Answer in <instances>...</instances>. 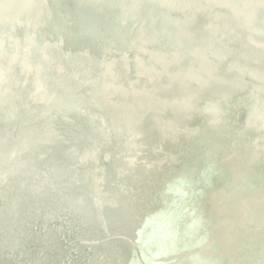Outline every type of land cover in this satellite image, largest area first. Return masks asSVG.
<instances>
[{
    "label": "water",
    "instance_id": "95a60500",
    "mask_svg": "<svg viewBox=\"0 0 264 264\" xmlns=\"http://www.w3.org/2000/svg\"><path fill=\"white\" fill-rule=\"evenodd\" d=\"M115 4L128 5L120 8L123 12L139 10L145 24L135 30L118 19L103 30L104 20L97 30L88 17L89 38L70 19L88 6L99 12L93 16L105 13L97 9L98 3L76 0L72 6L63 0L53 5L49 0H0V182L16 172L14 184L24 187L21 198L15 196V189L8 193L14 199L0 209V217L18 218L12 247L7 244L10 248L0 252V264H16L19 245L24 243L22 227L42 223L46 217L52 229L55 221L61 222L57 215L61 205L80 222L83 214L91 216L86 235L93 243L105 242L112 264H234L221 253L261 252L264 227L258 234L259 225L236 219L256 201L251 199L255 192L248 190L249 183L264 181V22L257 19L264 16V0H108L104 5ZM52 18H58L63 29L45 28L58 24ZM198 20L211 29L201 30ZM239 24L256 34H243ZM153 25L158 26L156 32L149 28ZM42 63L47 68L36 72L34 66ZM49 77L54 84L45 87ZM231 77L240 80L234 82ZM36 80L44 85L43 91L34 87ZM222 87L238 95L247 91L233 117L235 121L240 115L245 123L234 128L237 138L222 136L221 144L200 148L201 142L210 140L203 132L208 126L203 122L206 102ZM67 91L68 96H63ZM69 96L73 98L68 108L82 99L85 109L70 117L80 126L85 121L90 124L77 144L67 142L57 130L39 133L38 123L33 122L38 113L39 125L60 124L55 119L61 120L59 115L65 111L57 105ZM51 98L57 105H46ZM27 109L30 121L18 133L17 119ZM115 113L127 116L123 118L127 125L113 126ZM217 118L230 121L225 113ZM190 130H198L201 139L188 143ZM32 134V141H24ZM105 148L111 161L103 156ZM86 160L94 167L80 174ZM64 174H69L65 180ZM148 192L155 200L181 201L175 203L168 228L176 237L189 234V247L176 243L163 254L154 252L156 258H145L142 251L148 249L142 226L131 227L133 219L128 218V230L120 235L105 226V215L133 212ZM243 194H248L244 201ZM45 202L51 208L43 207ZM70 204L82 206L83 212ZM23 208L26 216H20ZM50 215L56 216L55 221ZM0 227L8 236L6 228ZM48 233L51 238L57 235L56 230ZM57 251L60 258L67 257V249Z\"/></svg>",
    "mask_w": 264,
    "mask_h": 264
},
{
    "label": "bare ground",
    "instance_id": "6f19581e",
    "mask_svg": "<svg viewBox=\"0 0 264 264\" xmlns=\"http://www.w3.org/2000/svg\"><path fill=\"white\" fill-rule=\"evenodd\" d=\"M57 1L58 0H49L50 4L52 5L55 4ZM63 1L64 4L76 6V0H63ZM107 1L108 0H86V3H88V5H91V3L100 4L101 7H97V9H101V11L104 10L105 13L93 16L94 13L98 14L99 12L94 10L93 7H89V6L87 8L84 7V9L75 12L84 15V17H79V15L74 13L75 15L73 14L72 15L73 17L70 16L71 17L70 22L72 23V25L79 27L82 33L86 37L88 36L89 38L91 35L89 31L90 22L86 21L88 17H90V19L88 20H92V27L96 28L97 30L101 28V23L104 20L106 22V25L104 28H102L103 30L112 28L113 27V25L111 24L112 21L118 19H120V21H123L127 26H132L135 30L136 29L138 30L139 27L141 28L145 24L144 21L142 22V20H140L143 19L142 17H144L145 15L142 14L139 10L134 9L129 12H123L120 8H127L128 5L115 4V6H111V7L107 5L105 6L104 4H106ZM117 1L121 3V2H128L131 0H117ZM143 1H147V0H143ZM176 3H180V1H176ZM154 19L156 21H159V19L156 17H154ZM257 19L260 20L261 22H264V16L258 17ZM52 20L54 22H58V24L45 25V28L53 29L54 27H57V29H63V26L62 24H60L61 22L60 20H58V18L57 19L52 18ZM197 22H199V20ZM67 24L69 23L67 22ZM197 24L198 27L203 31H208L211 29L209 25L204 26L202 25L203 23L201 22ZM36 25L37 24H34V27H36ZM149 28H153L154 32L158 30L157 29L158 26L155 25L150 26ZM238 29L243 34L248 36H253L256 34V32L254 33V31L247 28L245 25L239 24ZM116 38L119 39L120 37L116 36ZM132 41H135V39H132ZM130 45L133 46V44H128L127 47H129ZM131 54L133 55L136 53H131ZM153 55H156L155 59L162 60L161 56H158L155 53L151 54V56ZM127 56H130V54H127ZM20 59H22V57H20ZM22 61L25 62L27 60L26 58H23ZM44 66L45 68H47L48 64L46 63L38 64L37 66L35 65L33 69H36V72H38ZM29 71L30 70L27 69V72ZM41 73L45 76V72H41ZM25 75L27 76L28 73H26ZM231 79L234 80V82H238L240 80L239 77H231ZM34 84H35L34 87H36V90L38 92L44 90V85L41 87L39 85L38 80H36ZM50 84H54V81L49 77L47 78L45 87L49 86ZM223 86L226 85L224 84ZM229 89L230 87H228L227 89L224 87L220 88L218 90L220 92L217 91L218 93L216 94V97L206 102L205 110H207L206 112L207 115H206V119L203 122L207 121L208 126L203 130V132L205 135L210 137V140L208 141L209 143L205 141L206 139L203 142H201L200 148H202L203 145L210 143H214L215 145L221 144V140H219V138H221L222 136L223 137L231 136V139L237 138V132L234 131V128L240 126L242 127L245 123V120L242 119L243 118L242 116L239 115L238 119H236L235 121H233V117L234 114L236 115L237 110L239 112L240 106L242 105V102L240 101L244 100L247 97V91L241 92L238 95L235 92H231ZM116 92L119 91L116 90L113 91V93L115 94ZM68 93L69 91L65 92L63 96H68L67 95ZM113 93H111L110 96H112ZM0 94L2 95L1 91ZM72 98L71 96H69L68 99L67 97H64L61 103H59L58 105L55 98L48 99L46 105L48 106H51V104L57 105V108L59 110H64L65 112L60 113L59 116L60 117L62 116L61 120H59L58 118L55 119L56 123L57 121L58 122L61 121V123L54 124V126L50 123L51 121L44 125H39V123L42 121V116L37 115L38 113L35 114L33 118V122H35L36 124L38 123L37 129H39L38 131L39 133L41 132L45 133L51 130H57L58 132H62V136L65 137L66 141L69 142L70 144L71 143L77 144L81 140V138L85 136V134L88 131V128H90L89 122L87 121L86 123L85 121V124L82 122L83 124L82 126H80V121L76 122L70 117V115L76 112L82 113L85 110L83 108L84 104L80 102L82 100L80 99L78 104L76 105L74 104L68 108L67 106L70 105L71 103L70 101H72ZM216 109H220V110H216ZM23 112L25 113L22 116V118L19 117L17 119V121L19 120L16 130L18 133L22 132L23 130L22 127L24 125L26 126L27 122H29L31 118L30 117L31 114L29 113L28 109ZM224 113L227 114V116L230 118V121L224 122L221 119H218L219 117L217 119H214L216 116L220 114L224 115ZM126 117L123 116L121 113H115L111 115V120H112L111 123L114 124L113 126H117L116 125L117 123H123L127 125V123L124 122L127 120H123V118ZM68 123L70 127L66 125ZM68 128H75L76 130L74 129L70 131V129ZM33 134L32 136H29L30 135L29 133L28 135L29 137L28 136L25 137L24 141L27 140L32 141ZM187 134L190 137L187 141L188 143H190L192 139L194 142L200 137L198 130L195 132L193 130H190L187 132ZM200 139L201 138H199L198 140ZM45 140H46V136H45ZM56 142L58 141L56 140ZM262 146L263 149L262 148L260 149L264 150V144ZM103 152H104L103 156L107 158L109 161H111L110 159L111 153L109 149L105 148ZM92 167H94V164L87 161L86 165H83L81 167L80 174H84V173L88 174L92 169ZM115 167L119 169V167L116 166V164ZM68 175L69 174L66 175L64 174L62 178L65 180V178H67ZM17 177H18L17 173L14 172L12 177L7 179L6 177H3L5 178L4 182L3 181L0 182V199H2L0 200L1 202L0 209L8 206L11 203V201L14 199V197L10 198V196H8V193L12 192L14 189L17 193L15 194V196L21 198L19 194H23L22 188L24 187L21 184H18L20 185L19 186L20 189L16 187L14 182ZM248 186H249L248 190H250L251 192H255L254 195L251 197V199H256V201L251 203L252 204L251 207H248L247 210H245L246 212L241 211L240 213L237 214L236 222H240V223L248 222L250 225H251L250 222H253L254 225H259L260 229L257 230V233L259 234L262 231V227H264V181L255 180L252 182V184L249 183ZM225 190L228 191L227 189ZM243 196L240 197V199H242L243 201L246 200V197L248 198V194L247 195L243 194ZM141 199L142 201L140 202L139 207L135 208L133 212L128 211V213H126L125 215H118V216L111 215L110 217L105 215V219L103 223L105 224V226H107V228H109L110 232L116 233V235L117 234L120 235L119 232L127 231L128 227L126 226L125 222L129 220L128 218H132L133 222L131 227L134 228L138 226L143 227L142 233L144 237V242H146V247L148 249V252L145 251L146 248L145 250L142 251L145 258L147 257L156 258L157 255L154 254V252L158 254H163L164 250L167 249L170 250L173 247V245L176 243H178L179 246H182L184 248L189 247L191 245L190 243L191 237L189 234L183 233L179 237H176L175 231L173 234H171L170 233L171 230L168 228V221L170 222L173 219L172 215L175 209L174 206H176L175 203L182 204L181 201L178 200L174 202L172 199H169L163 202L160 200H155L151 192L144 193ZM36 204H37L36 206L37 210L41 211L42 209L40 208L39 203ZM70 206L74 209H77L79 212H83V210L81 209L82 206L80 205L73 206L72 204H70ZM43 207L51 208V204L45 202ZM21 213L23 214H20V216L27 215V212L24 210V208L21 209ZM57 215L60 217L61 222L55 221L56 216L50 215L52 220L55 221L54 222L55 227L53 229L47 217L44 219L42 223L38 224L37 222H33V223L30 222V225L28 227L25 226L24 228L22 227V229H20L21 230L20 233L23 235L24 243L22 241L21 245H19L15 257L16 264H51V263L52 264H112L113 255L105 247L106 245L105 242H100L98 244L93 243V241L90 238V235H86L87 223L91 218V216L83 214V222H80L78 219H76V217L74 218V215H71L69 211L65 209V205H61V209ZM17 219H18L17 215H14L13 217V215L3 214V217H0V226L5 227L6 231H8V236L4 235V233H1L0 231V252L3 251L5 248L12 247V243H11L12 235L15 231H18L17 230L18 227L15 226V223L18 222ZM82 224L83 226H81ZM54 230L57 231V235L53 236L54 238L53 237L51 238L48 231L52 232ZM143 230L145 231V233ZM60 231H61V235L58 234L60 233ZM126 234L129 236H133L134 239L138 238L137 235H132L130 232H126ZM7 244H9L10 247L6 246ZM138 245L141 246V243H138ZM58 249L60 250L67 249V257L62 256L60 258L59 257L60 255H57ZM47 250L51 251L52 253L47 252ZM260 251L261 252L258 253H254L252 251L253 253L247 254V251H242V250H230V251L226 250L224 251V253H221V255L223 254L224 257L226 256L229 257V259L232 260L234 264H264V245ZM32 253L37 255H32ZM49 254L50 255L53 254V256L51 257L49 256ZM151 254L153 255L150 256ZM183 259L184 258L182 256V260ZM181 263L183 264L184 262ZM185 264H189V263H186L185 261Z\"/></svg>",
    "mask_w": 264,
    "mask_h": 264
},
{
    "label": "snow or ice",
    "instance_id": "6c2138e0",
    "mask_svg": "<svg viewBox=\"0 0 264 264\" xmlns=\"http://www.w3.org/2000/svg\"><path fill=\"white\" fill-rule=\"evenodd\" d=\"M145 264H149V262H148V261H146V262H145Z\"/></svg>",
    "mask_w": 264,
    "mask_h": 264
}]
</instances>
